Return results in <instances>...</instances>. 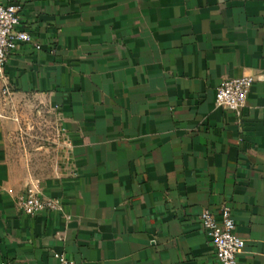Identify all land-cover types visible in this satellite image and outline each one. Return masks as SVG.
<instances>
[{
    "label": "crops",
    "instance_id": "crops-1",
    "mask_svg": "<svg viewBox=\"0 0 264 264\" xmlns=\"http://www.w3.org/2000/svg\"><path fill=\"white\" fill-rule=\"evenodd\" d=\"M0 3L21 5L40 45L0 76V264H220L198 215L222 204L237 264H264V0ZM245 75L241 114L217 106ZM20 101L56 119L58 162L39 179L13 141ZM28 184L63 211L23 214Z\"/></svg>",
    "mask_w": 264,
    "mask_h": 264
},
{
    "label": "built area",
    "instance_id": "built-area-1",
    "mask_svg": "<svg viewBox=\"0 0 264 264\" xmlns=\"http://www.w3.org/2000/svg\"><path fill=\"white\" fill-rule=\"evenodd\" d=\"M22 43H32L35 48H40V45L33 43L31 33L21 28V5L0 3V76L3 74L10 54ZM253 80L254 77L250 75L224 79L216 88V105L240 115ZM2 91L3 94L9 93L6 86ZM31 185L28 184L24 193L15 201L23 214L34 216L44 210L63 211V206L58 199L41 196L38 189ZM66 218L70 216L66 215ZM198 218L214 248L218 262L237 264V257L244 250L245 241L235 231L231 208L222 204L218 213H214L209 208H203ZM53 257L56 264H73L63 252H54Z\"/></svg>",
    "mask_w": 264,
    "mask_h": 264
},
{
    "label": "rangeland",
    "instance_id": "rangeland-1",
    "mask_svg": "<svg viewBox=\"0 0 264 264\" xmlns=\"http://www.w3.org/2000/svg\"><path fill=\"white\" fill-rule=\"evenodd\" d=\"M7 111L18 116L19 128L13 141L20 158L33 168V178L53 173L61 144L54 114L27 101H20Z\"/></svg>",
    "mask_w": 264,
    "mask_h": 264
}]
</instances>
